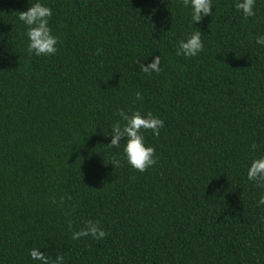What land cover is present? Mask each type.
<instances>
[{
  "label": "trees",
  "instance_id": "obj_1",
  "mask_svg": "<svg viewBox=\"0 0 264 264\" xmlns=\"http://www.w3.org/2000/svg\"><path fill=\"white\" fill-rule=\"evenodd\" d=\"M35 2L0 0V264H39L32 249L50 264H264V189L246 177L264 156V0L248 19L212 0L194 25L182 0H41L52 56L27 52L18 13ZM198 30L203 51L177 55ZM121 109L164 122L142 130L157 157L143 173L111 166ZM86 221L105 238L72 239Z\"/></svg>",
  "mask_w": 264,
  "mask_h": 264
},
{
  "label": "clouds",
  "instance_id": "obj_2",
  "mask_svg": "<svg viewBox=\"0 0 264 264\" xmlns=\"http://www.w3.org/2000/svg\"><path fill=\"white\" fill-rule=\"evenodd\" d=\"M182 6L190 10L192 25L213 14L211 11L213 9L212 0H182ZM254 7L255 0H237L235 3V9L242 14L244 19L256 15ZM52 14V10L45 6L41 0H36L26 11L18 13V20L26 28L27 52L30 55L52 56L57 53L56 45L58 44V39L53 35L52 29L49 27V20ZM201 37L202 34L198 30L192 32L186 39L180 40L178 42L177 55H183L186 58L197 57L204 48ZM255 42L257 45L264 47V35L258 36ZM140 68L146 74L153 71L158 72L159 57L156 56L152 63L147 66L141 65ZM135 97L136 100H140L141 94L136 92ZM117 115L119 119L111 125L109 133L105 136L110 137V143L106 147L118 150L112 157L111 166L120 167L121 160L116 157L121 156L127 166L143 173L156 165L157 157L155 148L147 145L142 130H150L154 137H158L164 122L151 113L142 115L139 111H133L129 114L121 109ZM246 177L256 187L264 189V156L253 159L250 162ZM258 206H264V196L260 197ZM106 235L107 233L98 222L86 221L83 229L72 233V239L91 236L94 240H102ZM30 257L33 261H38L39 264H50L49 258L38 249H32ZM63 261L64 257L58 255L54 264H63Z\"/></svg>",
  "mask_w": 264,
  "mask_h": 264
}]
</instances>
